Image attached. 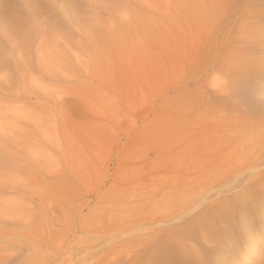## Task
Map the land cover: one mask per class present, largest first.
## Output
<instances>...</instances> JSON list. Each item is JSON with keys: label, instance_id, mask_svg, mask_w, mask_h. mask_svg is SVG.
<instances>
[{"label": "rangeland", "instance_id": "374dc122", "mask_svg": "<svg viewBox=\"0 0 264 264\" xmlns=\"http://www.w3.org/2000/svg\"><path fill=\"white\" fill-rule=\"evenodd\" d=\"M0 172V264H264V0H0Z\"/></svg>", "mask_w": 264, "mask_h": 264}, {"label": "bare ground", "instance_id": "6f19581e", "mask_svg": "<svg viewBox=\"0 0 264 264\" xmlns=\"http://www.w3.org/2000/svg\"><path fill=\"white\" fill-rule=\"evenodd\" d=\"M245 163H246V162H245ZM247 163H248V162H247ZM2 167H3V166H2ZM257 169H258V168H257ZM193 170H194V169H193ZM248 171H249V170H248ZM253 171H254V170H253ZM10 175H11V174H10ZM10 175H8V176H4V175L0 172V188H1V189H4V188L7 186V182L9 181V178H8V177H9ZM11 176H12V175H11ZM11 176H10V177H11ZM248 176H249V175H248ZM15 177H16V176H15ZM250 177H251V176H250ZM15 181H18L17 178L15 179ZM21 181H22V180H21ZM12 182H13V184H19V183H15L14 181H11V183H12ZM18 182H19V181H18ZM260 182H261V181H260ZM11 183H10V184H11ZM201 183H202V182H201ZM23 184H24V183H23ZM23 184H22L21 186H23ZM25 185H28V184L26 183ZM11 187H13V186H11ZM18 187H19V186H18ZM28 187H29V186H28ZM8 188H9V187H8ZM14 188H15L14 190L17 189V187H14ZM30 188H31V187H30ZM1 189H0V191H1ZM20 189H21V188H20ZM27 189L29 190V188H27ZM17 190H18V189H17ZM33 190H34V189H32V190H30V191H33ZM11 191L13 192V190H11ZM26 191H27V190H26ZM26 191H25V192H26ZM30 191H29V192H30ZM27 192H28V191H27ZM27 192H26V193H27ZM33 192H35V191H33ZM13 193H14V192H13ZM16 193H17V191H16ZM30 193H31V192H30ZM42 193H43V192H42ZM46 193H47V192H46ZM36 194H38V193H36ZM36 194H35V195H36ZM44 194H45V193H44ZM47 194H48V193H47ZM47 194H46V195L38 194V195H36V196H37V198L39 199L40 202H42V203H46V202L49 201V203H50L52 198H51L50 194H49V195H47ZM35 195H34V196H35ZM17 196H18V195H17ZM31 196H32V194H31ZM24 197H25V196H23V199H24ZM17 198H18V197H17ZM25 198H26V197H25ZM8 200H9V199H8ZM15 200H16V199H15ZM33 200H34V199H33ZM9 201H10V200H9ZM18 201H19V200H18ZM34 201H35V200H34ZM13 202H14V201H13ZM3 203H4V202H3ZM8 203H9V202H8ZM21 203H22V202H21ZM49 203H48V204H49ZM12 204H13V203H10V204H9L11 211L8 209L9 206H7L6 203H4L3 205L0 204V205H2V206L0 207V209H2V210H6L7 212L9 211L10 213H14V212H15V213H18V212H17V209H16V205L14 204L13 206H11ZM24 204H25V203H24ZM39 204H41V203H39ZM48 204H47V205H48ZM25 205H26V204H25ZM41 205H42V204H41ZM44 205L46 206V204H44ZM210 205H211V204H210ZM3 206H7V207H6L5 209H3V208H2ZM21 206H22V205H21ZM31 206H32V205H31ZM42 206H43V205H42ZM14 207H15V208H14ZM26 207H27V206H26ZM13 208H14V209H13ZM30 208H31V207H30ZM12 209H13L14 211H13ZM23 209H24V208H23ZM26 209H27V208H26ZM120 209H121V208H120ZM46 210H47V209H46ZM130 210H131V209H130ZM6 211H3V213H4V214H7ZM12 211H13V212H12ZM26 211H27V210H24V211H22V212H25V217L28 218L27 216L30 217V215H31V211L29 210V211H30V215L28 214L27 216H26ZM0 212H1V210H0ZM33 212H34V211H33ZM10 213H9V214H10ZM15 213H14V215H19V214H15ZM1 214H2V213H1ZM9 214H8V215H5V216H8V217H9ZM34 214H35V213H34ZM204 214H205V213H204ZM14 215H11L10 218H11V217L14 218V217H15ZM53 215H54V214H53ZM227 215H228V214H227ZM0 216H1V215H0ZM3 216H4V215H3ZM5 216H4V217H5ZM19 216H20V215H19ZM19 216H17L18 218H17L16 220L13 219L14 221H11V222H9V218H8V217H5V218L2 217V218H0V224H1V225H5V224L8 225V224H9V226H10V225H13V224H15V223L17 222V220H19ZM32 216H33V215H32ZM237 216H238V215H237ZM214 217H215V216H214ZM32 218H34V217H31V219L29 218L30 221L32 220ZM7 219H8V220H7ZM6 220H7V221H6ZM10 220H11V219H10ZM15 221H16V222H15ZM22 221H23V220H22ZM25 221H26V220L24 219V223H26ZM33 221H34V220H33ZM33 221H32V222H33ZM14 222H15V223H14ZM18 223H19V222H18ZM28 223H29V221H28ZM30 223H31V222H30ZM19 224H20V223H19ZM55 224H56V223H55ZM16 225L19 226L18 224H15V226H16ZM23 225H24V226H23ZM26 225H28V224H27V223H26V224H22V225L20 224V226H23L24 228L26 227ZM1 227H2V230L6 228V227H4V226H1ZM27 227H29V226H27ZM16 228H17V227H16ZM21 228H22V227H21ZM24 228H23V230L25 231ZM31 228H32V227H31ZM12 229L16 230V229L13 228V227H12ZM18 229H19V228H18ZM2 230H0V231H1L0 233H2ZM7 230H8V229H7ZM14 230H12V231H14ZM19 230H20V229H19ZM23 230H22V231H23ZM8 231H11V230L9 229ZM24 231H23V232H24ZM3 232H5V230H3ZM6 232H7V231H6ZM6 232H5V233H6ZM19 232H20V231H19ZM23 232H20V233H23ZM135 232H136V231H135ZM9 233H10V235H13V234H11V232H9ZM14 233H18V232L14 231ZM20 233H19V234H20ZM177 233H178V232H177ZM177 233H176V234H177ZM3 234H4V233H3ZM207 234H208V233H207ZM228 234H229V233H228ZM26 235H27V233H26ZM182 236H183V235H182ZM7 237H9V236H7ZM4 238H5V237H4ZM10 238H11V237H10ZM8 239H9V238H8ZM101 239H102V238H101ZM22 241H23V240H22ZM142 241H143V240H142ZM24 242H25V241H24ZM2 251H3V250H2ZM10 252H11V251H10ZM16 252H17V251H16ZM3 253L6 254V253H9V252H3ZM12 254H13V252H12ZM2 255H4V254H2ZM2 255L0 254V256H2ZM6 255H7V254H6ZM10 255H11V254H10ZM192 255H193V254H192ZM12 256H15V255H12ZM10 257H11V256H10ZM10 257H9V258H8V256L5 257V260H6V258L10 259ZM15 257H16V256H15ZM2 258H3V256H2ZM38 258H40V257H38ZM197 258H198V257H197ZM3 259H4V258H3ZM3 259H1V260H3ZM145 259H146V258H145ZM30 261H31V260H30ZM3 263H4V262H3ZM6 263L8 264V262H6ZM34 264H35V263H34ZM41 264H42V263H41ZM44 264H46V263H44Z\"/></svg>", "mask_w": 264, "mask_h": 264}]
</instances>
